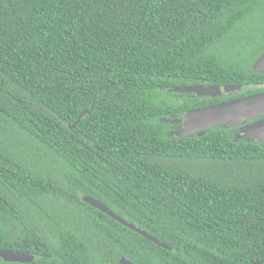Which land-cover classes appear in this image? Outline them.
I'll return each instance as SVG.
<instances>
[{"label":"trees","instance_id":"obj_1","mask_svg":"<svg viewBox=\"0 0 264 264\" xmlns=\"http://www.w3.org/2000/svg\"><path fill=\"white\" fill-rule=\"evenodd\" d=\"M263 55L264 0H0V249L34 255L0 264H264V115L176 134Z\"/></svg>","mask_w":264,"mask_h":264},{"label":"water","instance_id":"obj_2","mask_svg":"<svg viewBox=\"0 0 264 264\" xmlns=\"http://www.w3.org/2000/svg\"><path fill=\"white\" fill-rule=\"evenodd\" d=\"M256 70L264 71V55L257 62ZM243 89L244 87L242 85H228L224 87L207 86V87H200L197 89L183 88L180 90L182 91L199 90L203 94L212 95V96H222L223 94H236L241 92ZM84 113H82V115ZM263 115H264V91L249 96L234 98L218 104L206 106L204 108L191 111L190 113L187 114V116L191 117L190 120L192 123V127H194V129L198 131L199 130L205 131L217 125H226V126L241 125L249 120H254L258 117H262ZM75 125L76 124H74L72 127H74ZM179 132L180 131L178 130L176 133L178 134ZM202 132H199L197 134H201ZM245 132L252 136V138H248V139L259 141L262 144H264V122H257L254 123L253 125L247 126ZM189 135H194V134H186V135L181 133L178 134V136H189ZM241 137L243 136L241 135ZM83 198L85 201L89 202L94 207L107 213L108 215L112 216L114 219L120 221L129 228L139 232L140 234L153 240L157 244L167 249H171V246L169 244L160 241L153 235L149 234L147 231L143 230L140 227H137L128 220H125L100 200L87 195H85ZM0 257H2L5 261L8 262H30L34 259V255L32 254L7 250V249H0ZM258 263L259 262H255L252 264H258ZM120 264H134V263L123 257L120 260Z\"/></svg>","mask_w":264,"mask_h":264},{"label":"rangeland","instance_id":"obj_3","mask_svg":"<svg viewBox=\"0 0 264 264\" xmlns=\"http://www.w3.org/2000/svg\"><path fill=\"white\" fill-rule=\"evenodd\" d=\"M191 92H193L194 94H196L197 96H200V97H215V96H212V95H207V94H203L202 92H200L199 90H192ZM235 94H223L222 96L223 97H230V96H233ZM190 116H187V114L183 117L180 118V121L182 123V126H181V129L179 130L181 134H197L199 132H202L204 130H196L194 129V127H192V123H191V120H190ZM178 133V134H179ZM177 134V133H176ZM177 134V135H178ZM243 137L245 138H252V136L248 133H243L241 134Z\"/></svg>","mask_w":264,"mask_h":264},{"label":"flooded vegetation","instance_id":"obj_4","mask_svg":"<svg viewBox=\"0 0 264 264\" xmlns=\"http://www.w3.org/2000/svg\"><path fill=\"white\" fill-rule=\"evenodd\" d=\"M244 133H246V132H244ZM243 134V133H242Z\"/></svg>","mask_w":264,"mask_h":264}]
</instances>
